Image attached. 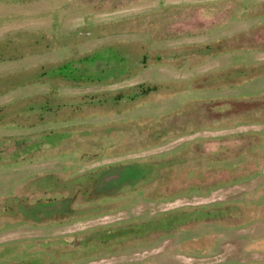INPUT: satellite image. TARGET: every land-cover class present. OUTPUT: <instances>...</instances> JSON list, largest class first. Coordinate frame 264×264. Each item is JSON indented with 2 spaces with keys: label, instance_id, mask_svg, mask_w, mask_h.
I'll return each mask as SVG.
<instances>
[{
  "label": "rangeland",
  "instance_id": "374dc122",
  "mask_svg": "<svg viewBox=\"0 0 264 264\" xmlns=\"http://www.w3.org/2000/svg\"><path fill=\"white\" fill-rule=\"evenodd\" d=\"M263 52L264 0H0V264H264Z\"/></svg>",
  "mask_w": 264,
  "mask_h": 264
},
{
  "label": "trees",
  "instance_id": "16d2710c",
  "mask_svg": "<svg viewBox=\"0 0 264 264\" xmlns=\"http://www.w3.org/2000/svg\"><path fill=\"white\" fill-rule=\"evenodd\" d=\"M260 16L261 15H258L257 17L259 18ZM129 60H127V61L124 60V59L121 60V62L122 63L124 62V64L128 63L127 65L123 66L124 69H127L126 71L130 70V64H129L130 61ZM85 63H86V61H85ZM120 78H122V77H120ZM133 93L134 94L131 96V98H133L132 100H134L135 98H139V97H143V96L147 95L149 93V91L144 89V87H138L136 90H134ZM260 138L259 139L262 141L263 140V132L260 133ZM258 149L259 148H257L256 150H258ZM220 152L221 151H219V153H217V154L220 155ZM223 153H224L225 156H221V158L219 156V159H217L215 161L213 159V162H216L215 165H217V168H214L213 171H211V172H213V174L211 176L208 177V176L194 175V179L196 181L195 180L192 181V183L186 187V189H188V190H186V192H183L181 194L192 195L193 192H195L196 190L199 189L198 194L206 195V194H208L210 191H212L214 189H218V188H221L223 186H227L228 183L232 179H233L234 182L239 183L241 180L246 178L247 175L241 176V177L236 175L237 173L245 172V170L247 169V166H246L247 164H244V163H246L244 161V159L239 164L235 163L233 165L230 160L235 161V159H232L233 157L229 158L228 154L226 152L223 151L222 154ZM210 155H214L215 156L216 154H214V153L211 154L210 153L209 156ZM222 157H223V159H222ZM242 164H244V165H242ZM157 165H159V164H157ZM157 165H155V166H157ZM160 165L162 166L163 164H160ZM152 166L153 165H149V164L144 166L145 167L144 169L147 172H145V174L142 177V181L143 182H144L145 178L149 177L148 176V171L152 170ZM163 167H164V165H163ZM136 170L137 169H133V168H128L127 169L126 168V174L128 176V179L126 178V180H124V181L125 182H130L131 180H133L135 175H136ZM134 173H135V175H134ZM126 174H123L122 177L125 178ZM219 176L221 178H224V179H218ZM199 178H200V180H199ZM135 183H136L135 181H131V183H129V184L134 185ZM178 195H180V194H178ZM214 206H216V205L205 206L201 210L195 211V212L194 211H190L189 212V211H186V210L185 211L173 212V213H170L169 217L166 220L160 217L161 218L160 219L161 222H164V220H165V225L163 226V224H162L163 227H161V229H160V233H161V230H162L163 234H160V235L166 236V235L170 234L172 231H176L177 229H179V231H183V230H185L187 228L184 229V228H181V226L182 225H184V226L187 225V223L189 221H191V220L194 221L195 223L196 222H200V223L205 222V224H208L212 220L221 219L220 218V212H222V211L217 212L216 210H218V208L214 207ZM59 207L55 208V210L57 209L56 211L53 210V212H56V216L60 215V217H64L65 215L69 214L70 211H69L68 206L66 207V204H65L64 209H62V210H60L61 208H59ZM213 208H214V210H213ZM38 209H41V208H38ZM38 209H36L35 212ZM47 209H50V207H47ZM44 210H46V209H44ZM214 211H216V212H214ZM48 212H52V210L48 211ZM163 217H164V215H163ZM34 219L40 220L39 218H34ZM250 222L251 221L249 220L247 222V224H249ZM120 232H122V229L118 230L117 234L120 233ZM123 233L127 234V233H130V232L129 231H125L123 229ZM110 234H112V233H110ZM109 236L111 237V235H109Z\"/></svg>",
  "mask_w": 264,
  "mask_h": 264
},
{
  "label": "crops",
  "instance_id": "0c3cea01",
  "mask_svg": "<svg viewBox=\"0 0 264 264\" xmlns=\"http://www.w3.org/2000/svg\"><path fill=\"white\" fill-rule=\"evenodd\" d=\"M264 53V52H263ZM264 60V59H263ZM260 132H262V131H260Z\"/></svg>",
  "mask_w": 264,
  "mask_h": 264
}]
</instances>
